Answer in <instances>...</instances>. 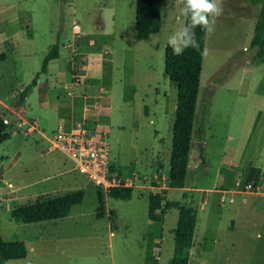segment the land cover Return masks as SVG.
<instances>
[{"label":"rangeland","instance_id":"1","mask_svg":"<svg viewBox=\"0 0 264 264\" xmlns=\"http://www.w3.org/2000/svg\"><path fill=\"white\" fill-rule=\"evenodd\" d=\"M183 2L163 0L160 31L144 37L135 23L137 0H0V115L11 133L0 144V235L24 240L28 249L25 258L7 264H145L153 192L163 195L165 205L162 235L154 241L158 264L171 263L174 252L179 209L168 202L198 210L190 264H264V173L256 187L248 180L254 168L264 171V63L253 62L251 47L261 2L220 0L223 11L207 31L190 167L185 186L173 188L178 87L165 71V53L168 36L185 23ZM103 42L107 54L99 47ZM57 43L59 56L40 74L41 86L33 85L21 101ZM78 76L75 105L79 110L88 95L90 107L101 105L99 122L108 128L112 160L133 180L129 200L97 188L50 145L60 109L41 105L45 89L52 104L61 93L67 104L73 97L64 80L71 84ZM35 121L39 128L32 131ZM229 146L239 168L224 178L221 160ZM157 147L163 148L157 153ZM79 189L84 200L65 217L24 223L11 216L15 207ZM99 193L105 198L101 217ZM218 212H224L220 220ZM208 224L219 228L216 242Z\"/></svg>","mask_w":264,"mask_h":264},{"label":"trees","instance_id":"2","mask_svg":"<svg viewBox=\"0 0 264 264\" xmlns=\"http://www.w3.org/2000/svg\"><path fill=\"white\" fill-rule=\"evenodd\" d=\"M256 17L255 32L251 40V47L256 50L253 62L264 63V0ZM163 0H137L136 27L144 37L159 32L162 26ZM186 22V19H185ZM207 29L201 26L195 28V38L198 47H188L180 54H176L170 45H166L165 71L171 80L177 84L178 97L173 126V141L170 157L169 186L182 188L189 169V159L192 146V135L196 118L197 101L201 86V71L206 46ZM59 56L58 43L53 46L45 57L41 70L32 83L25 87L20 94L24 101L42 72L47 71L51 59ZM9 123L0 115V144L11 137ZM202 124L199 134H203ZM203 157V156H202ZM204 159V158H203ZM261 168H254L248 177L256 187L260 180ZM248 182V181H247ZM3 180L0 179V188ZM112 198L129 200L132 198V187H112L108 190ZM85 190L79 189L59 195L39 198L33 202L23 204L11 210V216L16 221L24 223L40 222L65 217L71 213L72 207L83 202ZM163 195L153 192L149 195L148 216L152 220L147 234V248L145 264H158L155 256L154 241L161 236L164 223ZM98 216H102L105 208L103 193H99ZM167 207L176 206L179 217L174 233V252L169 264H190V254L194 240V233L198 220V210L189 205L177 202L166 203ZM28 254L26 242L21 239L6 240L0 235V264H7L10 259L25 258Z\"/></svg>","mask_w":264,"mask_h":264},{"label":"built area","instance_id":"3","mask_svg":"<svg viewBox=\"0 0 264 264\" xmlns=\"http://www.w3.org/2000/svg\"><path fill=\"white\" fill-rule=\"evenodd\" d=\"M30 127L36 131L39 125L35 121ZM52 133L50 145L65 152L74 163V168L85 174L97 188L107 191L112 187H133L132 178L126 176L121 166L112 160L106 132L78 123L72 128L61 124Z\"/></svg>","mask_w":264,"mask_h":264},{"label":"crops","instance_id":"4","mask_svg":"<svg viewBox=\"0 0 264 264\" xmlns=\"http://www.w3.org/2000/svg\"><path fill=\"white\" fill-rule=\"evenodd\" d=\"M177 1H179V0H177ZM163 21L164 20H162V22ZM162 25H163V23H162ZM89 42H91V41H89ZM99 47H101V49L103 50V53H106V54L108 53V49L106 48V43L105 42L99 44ZM51 61L52 60H50L49 63H48L47 71H46L47 73L50 71L49 66H50ZM60 74H61V71H59V76H60ZM82 76H84V75H82ZM78 77L79 78H74L73 79V82H71V84H69L68 82H66V80H64L65 84L63 85V88L64 89H67L68 90L67 91L68 95L73 97L69 101L68 100H65V101L63 100L67 104H64L63 102H61V97L64 96L63 93L57 95V101L54 104H52V102L50 100L49 90L45 89L46 94L44 96V99L41 101V105L43 107H45L46 109H48L49 107H51V105H55L56 107H59V109H60L59 110V116H58L59 122H60L59 125L63 124L67 128H72V127L76 126L78 123H82L81 121L84 120L83 122L86 123L88 121V122L92 123L94 127L92 125H89V124L86 123L88 126L92 127L93 129H95V130H97L99 132H106V134L108 136V132H109L108 131V128H104L103 125L99 122L100 121V117H101L100 114H99V109H100V106H101L100 104H98L95 108L90 107L89 106V100H88L90 98V96L88 95L87 97L86 96L83 97L82 106H79V110L77 109V107L75 105V101H74L75 100V96H77V94H76V91H75V89L73 87L78 86V84L80 83L81 76H78ZM60 82L63 83V81H61V80H60ZM38 85H39V87L41 86V83H40L39 80L37 81L36 86H38ZM107 90H108V88H103L102 89V91H107ZM77 98H78V96H77ZM79 100H81V99L79 98ZM61 103L64 106L60 107ZM75 107L77 109L76 111H78V113H79L78 115L75 114V111H73L75 109ZM69 109L73 113L70 112L68 114L67 113L66 114H62V113H64V111L68 112ZM199 142H201V141H199ZM162 148L163 147H157L156 149L154 148V152H157L158 153L159 152V149H162ZM136 159L138 161H142L143 163H146V161H150L151 160V158H141L139 156L136 157ZM203 160L204 159H202V161ZM221 166H222L221 169H223L221 171L222 172L221 177H224V178L231 177V174H229V176H227V173L229 172V169L235 171V168H237V169L239 168V162H238V159H237V151H236L235 147H230L229 146V147H225L224 148L223 155H222V160H221ZM189 167H190V163H189ZM261 172L264 173V171H261ZM235 175L238 177L237 174H235ZM235 175H233V176H235ZM234 181H236L235 178H232L231 180H228L229 184L234 183ZM205 199H206V201H208V198H205ZM222 213H224V212H218L217 213V218L219 220L222 219V215H223ZM151 221H150V223H151ZM233 221H231V224H232ZM231 224L229 225V227L231 226ZM208 226L215 231V239H214V242H216V240H217L216 239V235H217V231H219L218 230L219 228H217V226H213L212 227V226H210V224H208ZM196 230H197V225H196L195 232H196ZM161 235H162V232H161ZM194 237H195V233H194ZM193 241H194V244L192 245V249H191L190 263H191V259H192V252L194 251V246H195V243H196L197 240L194 238ZM212 247H213V243H212ZM156 257L158 258V261H159L160 258L158 256H156Z\"/></svg>","mask_w":264,"mask_h":264},{"label":"clouds","instance_id":"5","mask_svg":"<svg viewBox=\"0 0 264 264\" xmlns=\"http://www.w3.org/2000/svg\"><path fill=\"white\" fill-rule=\"evenodd\" d=\"M223 11L220 0H184L180 8V16L186 22L168 36L167 43L176 54H180L188 47H198L195 38L196 26L211 30L215 17Z\"/></svg>","mask_w":264,"mask_h":264},{"label":"water","instance_id":"6","mask_svg":"<svg viewBox=\"0 0 264 264\" xmlns=\"http://www.w3.org/2000/svg\"><path fill=\"white\" fill-rule=\"evenodd\" d=\"M199 145H203V142L201 141V142H199Z\"/></svg>","mask_w":264,"mask_h":264}]
</instances>
